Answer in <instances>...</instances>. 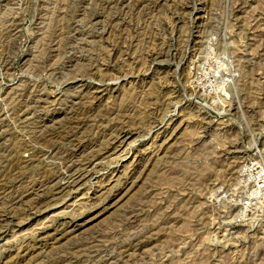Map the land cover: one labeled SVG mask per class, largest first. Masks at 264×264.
Masks as SVG:
<instances>
[{
	"label": "rangeland",
	"instance_id": "1",
	"mask_svg": "<svg viewBox=\"0 0 264 264\" xmlns=\"http://www.w3.org/2000/svg\"><path fill=\"white\" fill-rule=\"evenodd\" d=\"M0 12L1 179L29 157L23 144L38 131L37 112L23 124L27 98L50 97L42 118L66 107L78 85L63 66L80 54L104 74L88 80L76 113L87 122L77 138L98 153L89 157L97 179L45 214L19 204L28 215L0 226V264H264V0H0ZM114 49L120 58H110ZM223 72L234 80L224 115L203 95ZM71 121L56 124L43 167L62 172L73 159ZM120 130L130 136L111 161L117 155H102L101 144ZM163 134L168 151L152 154ZM116 167L118 179L99 189ZM132 167L136 182L124 193ZM37 173L30 166L27 183ZM70 222L72 235L50 238Z\"/></svg>",
	"mask_w": 264,
	"mask_h": 264
},
{
	"label": "bare ground",
	"instance_id": "2",
	"mask_svg": "<svg viewBox=\"0 0 264 264\" xmlns=\"http://www.w3.org/2000/svg\"><path fill=\"white\" fill-rule=\"evenodd\" d=\"M122 1V0H121ZM134 1V0H133ZM139 1V0H138ZM142 1V0H141ZM164 1V0H163ZM94 2V1H93ZM130 2V1H129ZM50 4V3H49ZM137 4V3H135ZM243 4V3H242ZM111 6V5H110ZM6 8V7H5ZM50 8V7H49ZM127 8V7H126ZM129 8V7H128ZM20 10V9H19ZM48 10V9H47ZM1 13V12H0ZM3 14V13H2ZM8 14V13H7ZM57 14V13H56ZM15 17V16H14ZM18 18V17H17ZM13 21V20H12ZM43 21V20H42ZM80 21V20H79ZM119 22V21H118ZM62 23V22H61ZM90 24V23H89ZM259 24V23H258ZM6 25V24H5ZM44 25V24H43ZM51 26V25H50ZM101 31V30H100ZM3 32V31H2ZM115 32V31H114ZM4 34V33H3ZM2 34V35H3ZM1 35V34H0ZM126 36V35H125ZM2 38V37H1ZM39 38V37H38ZM104 38V37H103ZM121 38V37H120ZM16 39V38H15ZM122 39V38H121ZM13 41V40H12ZM65 41V40H64ZM114 41V40H113ZM58 42V41H57ZM143 42V41H142ZM66 43V42H65ZM92 43V42H91ZM90 43V44H91ZM59 44V43H58ZM76 44V43H75ZM115 44V43H113ZM112 44V45H113ZM260 45V44H259ZM127 46V45H126ZM130 46V45H129ZM83 47V46H82ZM114 47V46H113ZM84 48V47H83ZM119 48V47H118ZM93 49V48H92ZM85 50V49H84ZM51 51V50H50ZM103 51V50H102ZM113 52L110 54L109 56L110 58L112 57H118L120 58L119 55L123 52H121L118 49H114L112 50ZM52 52V51H51ZM83 52V51H82ZM108 52V51H107ZM106 52V53H107ZM125 52V51H124ZM154 52V51H153ZM153 52H151L153 54ZM160 52V51H159ZM162 52V51H161ZM84 53V52H83ZM89 53V52H88ZM146 53V52H145ZM150 53V54H151ZM56 54V53H55ZM71 54V53H70ZM79 54V53H78ZM86 53H84V56H81V54L79 56H75L73 57L72 60L66 62L64 64V69L65 71H68L69 73H72V78L74 81H76V84L78 85V89L75 91V93L72 95V99L71 101L65 105L66 107L64 108H59L56 109L53 112H46L47 115L45 118H42L41 116L38 115L39 110L44 111L45 109L47 110V107L45 108L44 106H47L50 103V97L44 94H39L37 95L36 99H33L32 97H28L27 101H26V110L24 111V114L22 115L23 119H24V123L26 124L29 121L34 120L33 118H35V113L37 112V121L36 123L39 124L38 126V131H36L35 135L32 136L30 139H28V142H25L23 144L24 147V151L29 152V157L22 163H20L19 165H17V168L13 169L11 172L12 173H8L5 176H3V178L0 180V226L4 223H7L11 221H18L20 220V222L24 219V216L28 215L26 214V210H19L18 205L21 203L22 204H29V210L30 213H34V214H45L47 211L49 210H54L56 208V206L59 205L60 202H63L65 200V198L71 196L73 193H77L79 192V190L81 189L82 186L86 185L87 183H92L94 180L97 179V172L94 171V167L96 166L95 163L94 167L91 158L92 157L94 159V157H96L97 154H95L96 150H94L95 153H92V150H90L91 152H87V148L86 146H83L80 143L79 138H77L78 136V132L77 130H80V128L82 129L85 125V123L87 124V122L85 120H81L78 119L77 116L76 117V113L82 109L84 107L85 104L84 103V99L86 100L87 96H86V92L84 93L83 88H86L87 82L91 77H95V76H100L102 73L100 69H98L99 66L96 65V63H94L92 56L89 54L85 55ZM129 54V53H128ZM73 55V54H72ZM118 55V56H117ZM172 55V54H171ZM127 56V54H126ZM149 56V55H148ZM166 56V55H165ZM152 57V56H151ZM199 57V56H198ZM72 58V57H71ZM154 58V57H152ZM200 58V57H199ZM56 59V58H55ZM155 59V58H154ZM153 59V60H154ZM116 60V59H115ZM119 61V60H118ZM117 61V62H118ZM105 62V61H104ZM130 62V61H129ZM132 62V61H131ZM199 63V62H198ZM7 64V63H6ZM119 64V63H118ZM130 64V63H129ZM110 65V64H109ZM222 65V64H221ZM10 66V65H9ZM33 67V66H32ZM223 67V66H222ZM198 70L201 68L200 65L197 66ZM29 69V68H28ZM129 69V68H128ZM100 70V73H99ZM223 71V70H222ZM60 72V71H59ZM130 72V71H129ZM229 73V79L225 78L224 79V75L225 73H221V80L219 82V90L220 92L218 93V97L217 98V103L216 105H211L209 102H207L205 105H207L208 107H213L216 110L221 109L222 103L225 104L224 99L222 97H225V95H227L228 91H231V88H229L228 86H231V84L233 83V74L230 72ZM234 73V72H233ZM53 75V74H52ZM64 75V74H63ZM70 75V74H69ZM190 75V74H188ZM102 76L104 77V74H102ZM100 76V78L102 77ZM109 76V75H108ZM71 77V76H70ZM70 77L68 79H70ZM111 77V76H110ZM109 77V78H110ZM64 78V77H63ZM190 78V77H189ZM92 79V78H91ZM102 79V78H101ZM104 79H107L106 76ZM103 79V80H104ZM73 81V82H74ZM217 81V80H216ZM69 82V81H68ZM218 82V81H217ZM67 83V82H66ZM28 84V83H27ZM21 85V84H20ZM71 85V84H70ZM26 86V84L24 85ZM101 86V85H100ZM28 87V86H27ZM77 87V86H76ZM151 87V86H150ZM153 88V87H152ZM76 89V88H75ZM74 89V90H75ZM140 88H138L139 90ZM144 89V88H142ZM146 89V88H145ZM28 90V89H27ZM144 91V90H143ZM142 91V92H143ZM29 92V91H28ZM31 92V90H30ZM36 92V91H35ZM128 92V91H127ZM126 92V93H127ZM131 92V91H130ZM135 92L137 93V91L135 90ZM139 92V91H138ZM218 92V90L216 91V93ZM222 92H223V96H222ZM25 93V92H24ZM144 93V92H143ZM72 94V93H71ZM147 94V93H146ZM125 95V94H124ZM129 95V94H128ZM149 95V94H148ZM20 96L23 97V95L20 94ZM30 96V95H29ZM99 96V95H98ZM19 97V96H18ZM135 97V96H134ZM151 97V96H150ZM130 98V95H129ZM133 98V97H132ZM131 98V99H132ZM147 98V97H146ZM145 98V99H146ZM207 98V97H205ZM124 99V98H123ZM126 99V98H125ZM148 99V98H147ZM223 99V100H222ZM128 100V98H127ZM134 100V99H133ZM132 100V101H133ZM23 101V100H22ZM149 101V99H148ZM56 102V100H55ZM151 102V101H150ZM54 103V100H53ZM25 104V103H24ZM50 105V104H49ZM82 106V107H80ZM25 109V108H24ZM88 109V108H87ZM86 109V110H87ZM45 110V111H46ZM83 110V109H82ZM85 110V113L87 112ZM93 110V109H92ZM95 111V110H94ZM219 111V110H218ZM3 112V111H2ZM83 112V111H82ZM102 112V111H101ZM220 114L224 115L225 111H219ZM41 113V111H40ZM49 113V114H48ZM80 113V112H79ZM78 113V114H79ZM89 113L91 114V110L89 111ZM88 113V115H89ZM95 113V112H94ZM100 113V112H99ZM22 114V113H21ZM20 114V115H21ZM19 115V116H20ZM71 115V116H70ZM85 115V114H83ZM93 115V114H92ZM10 116V115H9ZM94 116V115H93ZM96 116V114H95ZM99 116V115H98ZM97 116V117H98ZM7 117V116H6ZM80 117V116H79ZM83 117V116H82ZM85 117V116H84ZM89 117V116H88ZM96 117V118H97ZM101 118V115L99 116ZM1 118V117H0ZM8 118V117H7ZM3 119V118H2ZM20 119V118H19ZM22 119V120H23ZM93 118H91L92 120ZM73 120L72 122V130L70 131L71 135L73 136V138H77L79 141L76 142V144H74V148L75 150L70 154V158L72 157L73 159L70 160L68 159V156L66 158V162L67 165L64 167V171H60L59 167L57 168L56 166L53 165H47L43 167V162L44 159L46 158V152H45V148L47 147V145L52 144L56 138H58L59 135L54 136L55 134V130L58 129L63 123H67V121ZM100 120V119H99ZM164 125H165V129L166 132L165 134H167V130L170 127V117L169 116H165L164 117ZM21 121V120H20ZM35 121V120H34ZM88 121V120H87ZM96 122V121H94ZM104 121H101V123ZM30 123V122H29ZM35 123V122H33ZM28 124V123H27ZM26 124V125H27ZM31 124V123H30ZM56 124L60 125L59 127L56 126ZM70 124V123H68ZM95 124V123H94ZM98 124V123H97ZM100 124V123H99ZM29 125V124H28ZM64 125V124H63ZM62 125V126H63ZM92 125V124H90ZM102 125V124H101ZM104 125V124H103ZM61 126V127H62ZM69 126V127H70ZM95 126V125H94ZM70 127V128H71ZM90 127V126H89ZM97 127V126H95ZM100 127V125H98V128ZM120 127V126H119ZM92 128V126H91ZM101 128V127H100ZM5 129V128H4ZM76 129V130H75ZM86 129V128H85ZM90 129V128H89ZM37 130V129H36ZM75 130V131H74ZM88 130V129H87ZM85 130V132L87 131ZM93 130V129H92ZM101 130V129H100ZM123 130V129H122ZM117 131V133L115 135H110L113 138L111 140H109L108 142H104L103 144H101L102 146H104V150L102 148L104 152L102 153L105 154L108 158H110L109 156H112L113 154L117 155V152L120 151L124 145V143L126 142V140H128L130 134L129 133H125V131ZM68 130H66L67 132ZM74 131V134H72V132ZM84 131V130H83ZM82 131V134H84ZM90 131V130H89ZM97 131V130H95ZM93 132V131H90ZM49 133V134H48ZM69 133V131H68ZM69 133V134H70ZM80 133V132H79ZM6 134V133H5ZM4 132L1 131L0 128V148H3L2 145L3 143L1 142L3 137H4ZM8 134V133H7ZM34 134V133H33ZM65 134V133H64ZM66 134V135H69ZM163 134V135H165ZM62 135V133H61ZM80 135V134H79ZM85 135V134H84ZM170 135V134H169ZM31 136V135H30ZM65 136V135H64ZM82 136V135H80ZM167 135L163 136V142L161 145H159L158 147H156V151H154V153L157 155V153L161 152H167L168 148H167V144L169 142L170 139H168L166 137ZM50 137V138H49ZM63 137V136H62ZM108 137V136H107ZM169 137V136H168ZM68 138V137H67ZM85 138V137H83ZM5 139V137H4ZM3 139V140H4ZM64 139V138H63ZM108 139V138H107ZM82 140V138H81ZM100 140V139H99ZM63 141V140H62ZM59 142V140H58ZM61 142V141H60ZM72 142V141H71ZM156 142V141H155ZM57 143V142H56ZM55 143V144H56ZM70 143V142H69ZM68 143V144H69ZM74 143V142H73ZM36 145V147H33V145ZM98 144V143H97ZM157 144V143H156ZM94 145V144H93ZM92 145V146H93ZM5 146V145H4ZM14 146V145H13ZM97 146V145H96ZM100 146V148L102 147ZM130 146V145H129ZM156 146V145H155ZM154 146V147H155ZM8 147V146H7ZM49 147V146H48ZM47 147V148H48ZM88 147V145H87ZM91 147V146H90ZM6 148V147H5ZM15 148V147H14ZM73 150V146L71 147ZM96 148V147H95ZM150 150L153 147H148ZM10 149V148H9ZM12 149V148H11ZM60 149V147H59ZM87 149V150H86ZM93 149V148H92ZM98 149V148H97ZM0 150H4L0 149ZM101 150V149H100ZM147 148L145 150V152H147ZM149 150V151H150ZM12 151V150H11ZM58 151V150H57ZM99 150H97L98 152ZM124 151V150H123ZM255 151V150H254ZM261 150H256V153L252 155V157L254 156H258L259 152ZM87 152V153H86ZM144 152V150H143ZM142 152V153H143ZM152 152V151H151ZM156 152V153H155ZM20 153V152H19ZM54 153V152H52ZM61 153V151H60ZM60 153H55L51 158H59L60 159ZM89 153V154H88ZM121 153V152H120ZM49 154V153H48ZM69 154V153H68ZM149 154V153H147ZM166 154V153H165ZM10 155V154H9ZM50 155V154H49ZM64 155V154H63ZM146 155V154H145ZM137 156V155H136ZM151 156V155H150ZM10 157V156H9ZM77 159H74L76 158ZM113 157V156H112ZM110 158L111 161L115 160L117 158H120L121 155H117L114 158ZM144 157V156H143ZM149 157V156H147ZM152 157V156H151ZM64 158V157H63ZM126 158V157H125ZM136 158V157H134ZM141 159V158H140ZM136 160V161H139ZM64 160V159H63ZM68 160V161H67ZM96 160V159H95ZM118 160V159H117ZM135 160V159H134ZM148 160H151V158L149 157ZM153 160V157H152ZM100 161V160H99ZM145 161V160H144ZM65 162V163H66ZM142 162V161H141ZM34 163H36L37 165H35ZM46 163V162H45ZM49 163V162H48ZM102 163V162H101ZM135 163V162H134ZM137 163V162H136ZM135 163V164H136ZM144 163V162H143ZM147 163V162H146ZM35 167H32V166ZM59 165V164H58ZM118 165V164H116ZM146 165V164H145ZM30 166L32 168V170H34V172H38L37 175L39 176L38 179H33L31 181H29V183H27L28 181L25 180V176H26V171L28 169H30ZM131 166H137L132 164ZM141 166V165H140ZM91 167V169H90ZM138 167V166H137ZM135 167V169L132 167V173H131V177L127 178L125 180V188H127L129 186V188L124 192L127 193L129 192V190L135 185L134 180L130 182V180L134 179V174L135 171L139 168ZM27 168V169H26ZM20 170V173H16V170ZM135 170V171H134ZM142 170V169H140ZM139 170V171H140ZM16 171V172H15ZM98 171V170H97ZM120 172V169L118 167H116L112 173L110 174V177H107L108 179L103 180L101 178V180H98L97 183L99 184V189L103 190L105 189L109 184H111V182L113 181V179H115V177L117 176V174ZM129 173V170L126 171ZM99 173V172H98ZM142 173V172H141ZM140 173V174H141ZM139 174V173H138ZM129 174H126V176H128ZM137 176V175H136ZM140 176V175H139ZM137 178V177H136ZM118 179V178H116ZM115 179V180H116ZM136 180V179H135ZM260 185V184H259ZM110 186V185H109ZM124 186V185H123ZM259 187H263V186H259ZM122 193V192H121ZM123 193L122 196H124L125 194ZM84 194V193H83ZM87 195H89L87 193ZM86 195V196H87ZM85 197V196H84ZM122 198V197H120ZM118 200V199H117ZM25 206V205H24ZM21 207V206H19ZM22 208V207H21ZM26 209V207H25ZM28 209V208H27ZM15 211L17 213V216L13 215V211ZM8 211V213H7ZM134 213V212H133ZM33 215V214H32ZM28 217V216H27ZM26 218V217H25ZM31 218V216H30ZM28 219V218H27ZM19 222V223H20ZM22 223V222H21ZM20 223V224H21ZM66 224V223H65ZM68 225H65L63 229H59L56 231V234H50V238L52 240H59L60 238L58 237L60 235V237H67V235H70L72 232H74V230L76 229V226L74 224L67 223ZM8 226V225H7ZM2 228V226H1ZM2 231V229L0 230V232ZM34 231V230H33ZM21 233V232H20ZM55 233V232H54ZM72 235V234H71ZM49 236V235H48ZM47 236V239H48ZM17 238V237H16ZM27 238V237H26ZM74 238V237H73ZM68 239V238H67ZM143 239V238H142ZM49 240V239H48ZM72 240V239H71ZM40 241V240H39ZM68 241V240H67ZM45 242V241H44ZM51 242V241H50ZM47 243V242H46ZM46 243L44 246H46ZM74 243V242H73ZM86 243V242H85ZM68 244V243H67ZM53 245V244H52ZM76 245V244H75ZM43 246V245H42ZM41 248H44L42 247ZM36 247V246H35ZM34 247V248H35ZM40 247V246H39ZM21 249V248H20ZM45 249V248H44ZM82 249V248H81ZM32 250L31 247L30 249L27 248L25 251L26 254L28 253V251ZM36 250V249H35ZM41 250V249H40ZM44 251V250H43ZM55 251V250H54ZM91 251V250H90ZM89 251V252H90ZM36 252V251H35ZM40 252V251H39ZM42 252V251H41ZM79 252V251H78ZM94 252V251H93ZM21 253V252H20ZM22 254V256H23ZM29 254V253H28ZM41 254V253H40ZM48 254V253H47ZM75 254V253H73ZM77 254V253H76ZM93 254V253H92ZM38 255V253H37ZM42 255V254H41ZM79 255V254H78ZM36 256V254H35ZM82 256V253H81ZM24 257V256H23ZM22 257V258H23ZM27 257V256H26ZM30 257V256H28ZM33 257V256H32ZM78 256H72L71 258H77ZM19 258V257H18ZM31 258V257H30ZM21 259V258H20ZM26 259V258H25ZM38 259V258H37ZM17 260V259H16ZM23 260V259H22ZM35 260V259H34ZM71 260V259H70ZM28 261V260H26ZM32 261V260H30ZM71 262V261H70ZM16 263H18V261H16ZM52 263V262H51ZM72 263V262H71ZM32 264V263H31ZM59 264V263H58Z\"/></svg>",
	"mask_w": 264,
	"mask_h": 264
},
{
	"label": "built area",
	"instance_id": "3",
	"mask_svg": "<svg viewBox=\"0 0 264 264\" xmlns=\"http://www.w3.org/2000/svg\"><path fill=\"white\" fill-rule=\"evenodd\" d=\"M203 66H201V68H202ZM200 68V69H201ZM197 70H198V68H196ZM231 74V73H230ZM221 75V74H220ZM225 76H228L227 78H229V75L228 74H225L224 75V78H225ZM219 77V81L218 82H216V84L215 85H212V89L210 88L209 90L208 89H206V91H207V93H205L206 91L203 89V92H204V94L203 95H205V94H209V96H211L212 97V100H209L210 101V103H211V105H216V103H217V98H216V96L218 97V93L220 92V90H219V82H220V79H221V76H218ZM218 90V92L216 93V91ZM222 94H223V92H222ZM205 96H207V95H205ZM208 108H210L211 109V107H208ZM213 109V108H212ZM246 167V168H245ZM244 168H243V170H244V172L246 173V172H252V169H251V167H249L248 166V164H246V166H245ZM253 174L252 173H247V176H248V178L250 177V176H252ZM257 180H258V182L259 183H257V185L258 186H264V174H261L260 176H258V178H257ZM260 184V185H259ZM259 188H264V187H259Z\"/></svg>",
	"mask_w": 264,
	"mask_h": 264
}]
</instances>
